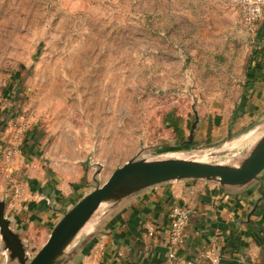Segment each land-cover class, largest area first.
Masks as SVG:
<instances>
[{
    "label": "rangeland",
    "instance_id": "obj_1",
    "mask_svg": "<svg viewBox=\"0 0 264 264\" xmlns=\"http://www.w3.org/2000/svg\"><path fill=\"white\" fill-rule=\"evenodd\" d=\"M258 25L226 0H0V200L53 178L77 203L131 160L233 164L264 133L223 146L264 120L226 135L256 81ZM50 233L31 230L30 258Z\"/></svg>",
    "mask_w": 264,
    "mask_h": 264
},
{
    "label": "crops",
    "instance_id": "obj_2",
    "mask_svg": "<svg viewBox=\"0 0 264 264\" xmlns=\"http://www.w3.org/2000/svg\"><path fill=\"white\" fill-rule=\"evenodd\" d=\"M257 37L260 69L253 74L256 81L247 86L242 116L229 126L227 136L239 131V125L264 117V19ZM22 185L25 197L14 208L6 207V217L29 247L32 229L39 227L42 234L51 231L64 212L76 204L77 188L70 190L53 178L35 186ZM46 191L50 193L44 194ZM178 203L187 204L193 211L182 253L185 257L194 258L216 243L220 264H264V171L257 180L238 189L201 180L150 188L116 208L70 264H162L169 211ZM147 224L155 227L154 237L148 235Z\"/></svg>",
    "mask_w": 264,
    "mask_h": 264
},
{
    "label": "water",
    "instance_id": "obj_3",
    "mask_svg": "<svg viewBox=\"0 0 264 264\" xmlns=\"http://www.w3.org/2000/svg\"><path fill=\"white\" fill-rule=\"evenodd\" d=\"M263 127L264 120L228 139L223 146ZM195 129L196 125H193L189 143L193 141ZM210 151L214 152L213 149ZM210 151L205 154H212ZM241 159H245V163L237 166ZM263 171L264 133L257 143L250 149L247 148L233 164L200 163L182 158L131 160L117 168L105 184L96 187L66 210L52 228L47 242L32 258L21 234L13 230V221L5 215L6 195L0 200L2 253L5 254L8 264H70L76 253L97 234L101 223L116 208L150 188L167 183L201 180L218 183L225 189H238L257 180ZM98 174H95L94 179ZM133 178L135 179L131 180ZM106 198H109L108 204L100 210L99 207ZM90 218L93 219L91 229L74 240Z\"/></svg>",
    "mask_w": 264,
    "mask_h": 264
},
{
    "label": "built area",
    "instance_id": "obj_4",
    "mask_svg": "<svg viewBox=\"0 0 264 264\" xmlns=\"http://www.w3.org/2000/svg\"><path fill=\"white\" fill-rule=\"evenodd\" d=\"M228 5L237 10L242 23L248 29L255 31L256 26L264 19V0H226ZM16 150L6 151V158L10 159ZM25 197L22 184L11 186L7 195L6 207L14 208ZM193 211L187 204H174L169 211V228L167 233V250L162 264H220L221 255L216 243L203 248L194 258H187L182 253L187 247L186 230L191 223ZM148 235L157 234L155 227L146 225Z\"/></svg>",
    "mask_w": 264,
    "mask_h": 264
},
{
    "label": "bare ground",
    "instance_id": "obj_5",
    "mask_svg": "<svg viewBox=\"0 0 264 264\" xmlns=\"http://www.w3.org/2000/svg\"><path fill=\"white\" fill-rule=\"evenodd\" d=\"M257 143V142H256ZM255 143V144H256ZM254 144V145H255ZM228 145V144H227ZM253 145V146H254ZM207 156V155H206ZM167 157H162V158H160V159H166ZM191 158V160L190 159H186V160H189V161H195V162H200V163H202V161H203V158L201 157V156H191L190 157ZM245 163V159L244 160H240L239 162H238V165L237 166H241V165H243ZM135 178H133V179H131V180H134ZM109 201V200H108ZM108 201H107V203H105L104 205H103V207H101V209H104L106 206H107V204H108ZM89 227H91V226H89ZM91 229V228H90ZM86 231H87V228H85V230H83V231H81L80 233H78L73 239L74 240H77L79 237H80V235L81 234H83V233H86Z\"/></svg>",
    "mask_w": 264,
    "mask_h": 264
},
{
    "label": "trees",
    "instance_id": "obj_6",
    "mask_svg": "<svg viewBox=\"0 0 264 264\" xmlns=\"http://www.w3.org/2000/svg\"><path fill=\"white\" fill-rule=\"evenodd\" d=\"M260 69V63L257 61V57L255 59V67H253V74L256 73Z\"/></svg>",
    "mask_w": 264,
    "mask_h": 264
}]
</instances>
